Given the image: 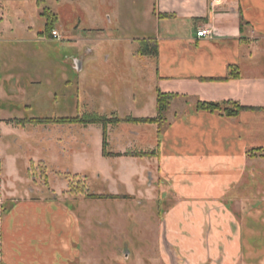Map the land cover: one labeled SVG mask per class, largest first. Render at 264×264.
Masks as SVG:
<instances>
[{
  "label": "rangeland",
  "instance_id": "obj_1",
  "mask_svg": "<svg viewBox=\"0 0 264 264\" xmlns=\"http://www.w3.org/2000/svg\"><path fill=\"white\" fill-rule=\"evenodd\" d=\"M2 2L15 26L18 58L29 66L32 101L29 110L13 114L15 123L1 125L0 185L19 192L31 188L29 197L48 202L58 197L66 203L80 221L85 261L79 264H168L162 254L172 251L159 232L166 211L160 202L166 192L153 191L155 179L163 188L178 187L185 197L201 181H219L231 170L235 152L215 149L212 136L195 140L167 134V122L175 119L169 111L159 124L125 121L157 116L155 66L135 54H146L144 45H153L152 40L141 39L151 32L143 26L142 0H40L39 12L49 9L57 18L61 38L51 41L38 37L45 17L37 14V0ZM143 5L145 13L150 6L146 0ZM17 7L25 11L23 20L13 16ZM92 116L118 121L107 126L108 150L127 145L130 155L140 156L127 159L122 169L128 179L132 177L130 183L104 175L109 162L101 153L100 124L54 121ZM31 118L50 121L33 125L27 122ZM111 164L116 170L123 166L114 160ZM131 190L132 197L127 193ZM89 193L128 197L90 199L85 197Z\"/></svg>",
  "mask_w": 264,
  "mask_h": 264
},
{
  "label": "crops",
  "instance_id": "obj_2",
  "mask_svg": "<svg viewBox=\"0 0 264 264\" xmlns=\"http://www.w3.org/2000/svg\"><path fill=\"white\" fill-rule=\"evenodd\" d=\"M144 1L142 22L151 32L141 39L152 40L156 54L153 59L150 53L135 54L155 66L156 90L173 95L165 118L169 111L175 119L167 122L166 133L195 140L212 136L215 149L235 152L231 170L225 172L230 176L223 172L219 181H201L185 197L178 187L163 188L155 179L153 191L166 192L160 202L166 210L159 223L160 239L172 251L162 254L163 263L264 264V157L247 155L254 148L264 150V0H146L150 8L145 13ZM36 5L42 15L38 0ZM14 11L13 16L23 20L25 11L18 7ZM8 16L0 0V129L15 123L13 114L29 110L32 101L29 66L18 58L15 26ZM56 22L57 18L53 29ZM201 28L212 34L196 36ZM38 34L41 41L52 40L44 30ZM230 66L237 68L238 77H227ZM215 77L225 79L206 80ZM197 100H235L257 109L226 117L195 110ZM108 129L106 151L120 155H102L109 162L104 175L130 183L132 177L128 179L122 169L127 159L140 156L130 155L127 145L108 150ZM112 160L123 166L116 170ZM31 191L0 189V264H79L84 259L77 215L58 197L48 202L29 197ZM127 193L132 197L135 192Z\"/></svg>",
  "mask_w": 264,
  "mask_h": 264
},
{
  "label": "trees",
  "instance_id": "obj_3",
  "mask_svg": "<svg viewBox=\"0 0 264 264\" xmlns=\"http://www.w3.org/2000/svg\"><path fill=\"white\" fill-rule=\"evenodd\" d=\"M38 4H40V0H38ZM42 15L45 17V23H44V32L50 34V31L53 29V23L56 19V15L53 14L49 9H45V12L42 13ZM144 51L146 53H152L151 52V46H153V54H156V45L153 42V45H144ZM143 52V51H142ZM227 77L236 78L238 77V70L235 66H230L228 68V74ZM205 79V78H203ZM225 78L221 77H215V78H206V80L211 81H221ZM173 95L161 92L159 90H156V117H143V118H126V122L131 123H156L159 121L158 119L163 120L165 111L167 110L169 103L172 99ZM246 109H257L255 107H247L241 105L239 102L235 100H228L225 102H216V101H205V100H197L195 102V110L197 111H206V112H217L220 115L226 116V117H234L239 114L240 111L246 110ZM50 121L47 118H31L27 122L31 124H39V123H47ZM56 123H80V124H100L102 126V146L101 151L103 156H119V153H110L106 151V128L109 124L113 122H118L117 120H112L110 118L105 117H99V116H92V117H86V118H79V117H70V118H56L54 120ZM19 123H22L21 121ZM264 150L260 148H254L247 152V155L249 156H256L259 155L261 157H264ZM144 155V154H143ZM86 198L90 199H125L128 196H121L118 194H85Z\"/></svg>",
  "mask_w": 264,
  "mask_h": 264
},
{
  "label": "built area",
  "instance_id": "obj_4",
  "mask_svg": "<svg viewBox=\"0 0 264 264\" xmlns=\"http://www.w3.org/2000/svg\"><path fill=\"white\" fill-rule=\"evenodd\" d=\"M212 34V30L208 28H201L200 30L196 31V36L198 37H204V36H210ZM50 37L52 39H60V34L56 29H52L50 31Z\"/></svg>",
  "mask_w": 264,
  "mask_h": 264
},
{
  "label": "flooded vegetation",
  "instance_id": "obj_5",
  "mask_svg": "<svg viewBox=\"0 0 264 264\" xmlns=\"http://www.w3.org/2000/svg\"><path fill=\"white\" fill-rule=\"evenodd\" d=\"M125 258H126V255H125Z\"/></svg>",
  "mask_w": 264,
  "mask_h": 264
}]
</instances>
